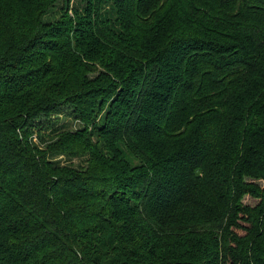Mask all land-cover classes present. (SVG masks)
<instances>
[{"label":"trees","instance_id":"trees-1","mask_svg":"<svg viewBox=\"0 0 264 264\" xmlns=\"http://www.w3.org/2000/svg\"><path fill=\"white\" fill-rule=\"evenodd\" d=\"M0 264H264V0H0Z\"/></svg>","mask_w":264,"mask_h":264},{"label":"rangeland","instance_id":"rangeland-1","mask_svg":"<svg viewBox=\"0 0 264 264\" xmlns=\"http://www.w3.org/2000/svg\"><path fill=\"white\" fill-rule=\"evenodd\" d=\"M72 1H76V0H72ZM42 119H44L43 117H41ZM51 118L56 120L57 119V123H70L71 126L73 127L75 124H76V120H74L73 116L70 115V110L68 108V106H65V107H62L60 110L57 111V114L56 113H53L51 114ZM37 120L40 119L39 118H36ZM35 136V135H34ZM61 161H64V162H68V158L64 155H60L58 156ZM71 161L74 163V164H77V163H80V158L79 157H75V158H72Z\"/></svg>","mask_w":264,"mask_h":264}]
</instances>
